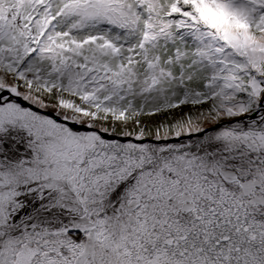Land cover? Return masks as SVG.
Returning a JSON list of instances; mask_svg holds the SVG:
<instances>
[{
    "label": "snow or ice",
    "instance_id": "obj_1",
    "mask_svg": "<svg viewBox=\"0 0 264 264\" xmlns=\"http://www.w3.org/2000/svg\"><path fill=\"white\" fill-rule=\"evenodd\" d=\"M0 264H264V0H0Z\"/></svg>",
    "mask_w": 264,
    "mask_h": 264
}]
</instances>
